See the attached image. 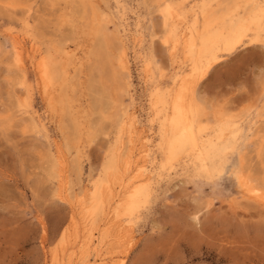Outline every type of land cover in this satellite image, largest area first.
I'll use <instances>...</instances> for the list:
<instances>
[{
  "label": "snow or ice",
  "instance_id": "6c2138e0",
  "mask_svg": "<svg viewBox=\"0 0 264 264\" xmlns=\"http://www.w3.org/2000/svg\"><path fill=\"white\" fill-rule=\"evenodd\" d=\"M70 7L95 9L96 5L0 0V98L4 91L8 94L6 114L0 117L4 154L0 158L8 160L6 165L0 164V210L15 209L28 216L37 233L49 226V215L57 208L70 207L74 216L80 211L83 217V210L72 199L83 154L78 153L70 163L30 169L36 149L46 147L45 132L32 115L27 96L13 100L17 89L26 90L19 78L21 41L35 42L39 36L68 28L76 35L102 39L108 54L101 64L89 51L86 61L91 70L87 86L95 97L93 110L99 108L97 119L88 128V139L99 142L103 137L109 146L103 163L97 165L100 176L96 183L100 185L106 173L120 171V158L125 145L131 144L137 117L144 124L145 135L151 137L144 141L147 150L141 149L142 156L137 158L143 160V166L138 162L134 169L136 194L122 205L130 226L150 216L164 186L171 188L173 183L185 193L172 205L173 215L200 232L209 223L220 227L232 219L212 221L209 210L225 199L223 188L233 178L245 199L264 209V166L254 167L248 156L252 143L259 142L264 165V0L218 4L118 0L114 5H102L103 12L93 14L84 33L80 32L82 22L67 11ZM53 46L50 41V49ZM126 52L129 61L139 53L138 83L125 62ZM41 63L46 83L55 88L63 75L61 64L53 62L51 53ZM223 64L235 68L227 92H202L206 74L210 79L213 65ZM63 79L67 84V78ZM48 111L55 113L58 106L50 102ZM39 158L42 165L49 159L44 151ZM235 206V202L229 203L228 210ZM101 210L97 204L95 213ZM259 225L264 251V212ZM157 230L154 226L153 231Z\"/></svg>",
  "mask_w": 264,
  "mask_h": 264
},
{
  "label": "rangeland",
  "instance_id": "374dc122",
  "mask_svg": "<svg viewBox=\"0 0 264 264\" xmlns=\"http://www.w3.org/2000/svg\"><path fill=\"white\" fill-rule=\"evenodd\" d=\"M56 2L70 6H82V0H56ZM117 2L118 0H87V5L94 4L96 8H87L85 16L82 15L84 7H70L67 11L82 22L80 32L84 33L90 25L93 14L103 12L102 5H114ZM190 2H195V0H190ZM205 2L218 4V2L223 3L228 0H216V3L214 0H205ZM96 40L91 36L76 35L71 28L65 31L57 29L51 36L37 37L35 42L31 39L23 40L22 44L28 54L24 59V71L20 69L19 78L25 83L26 90L17 89L13 97V100L15 97L23 100L27 96L31 112L32 110L36 111V114L32 115L36 119L39 118L42 123L40 128L45 132L43 143L46 147L36 149L37 158L34 161L29 160L30 169L35 171V168L42 170L45 167L51 168L58 162L55 155L61 158L59 163L63 164L70 163L74 157H78L77 152L83 154L80 173L72 186L73 200H75V193L82 190V187L90 189L92 185H98L95 183L96 178L100 176L97 165L103 163L104 153L109 151V146L104 142L103 137L99 142L88 139V128L97 119L99 113V108L93 110L95 97L87 86L91 70L87 67L86 62L89 51L92 52L94 60L99 59L93 52ZM50 41L54 43L51 49ZM32 48L38 50L42 56H48L51 53L53 62L61 64L62 78L55 88L53 86L48 88V95L44 94L41 81L31 64ZM73 53L77 55L76 59L80 60L77 65L71 61ZM127 54L129 55V53ZM137 55L139 53H136L129 61V71L136 76V83L139 82V70L136 67ZM82 65L83 73L81 72ZM213 68L215 70L211 71L210 79L206 74L204 79L207 80V83L201 91L224 89L226 93L231 86L229 82L235 75L234 66L223 64L220 67L213 65ZM63 77H66L68 81L65 86H63ZM57 97H62L63 103H58ZM49 101L58 106L57 112L48 111ZM7 102L8 94L4 91L3 97L0 98V117L6 114L7 110L4 108V104ZM137 111L138 109L135 112ZM29 119L31 120V117ZM137 121L145 129L144 124L139 121V117H137ZM86 142L87 147L85 148ZM41 151L46 152L49 157L43 165L39 158ZM261 151V144L254 141L248 152L249 161L254 167L264 166L261 164ZM59 153L60 155H58ZM3 155V149H0V157ZM7 163V159L0 158V164L6 165ZM90 174H92L91 179H89ZM49 187L51 186L49 185ZM189 190H191L190 187ZM184 195L185 193L179 190L175 183L171 188L165 185L164 191L161 192V199L155 204L153 213L150 216L139 218L135 225H131L130 229L125 230L128 233V237L125 235L127 238H124L125 247L119 249L121 253L127 252L122 254L127 255L125 264H140V262L142 264H169L170 261H184L187 264H264V251L261 250L259 234V221L264 209L251 200L245 199V194L238 187L235 178L223 188L222 196L228 203L225 202V199H220L214 203V210H209L212 221L218 217H232L230 222L222 224L220 227H214L209 223L205 225L204 231L200 232L177 219L173 215L172 205ZM166 197L172 199L169 200ZM232 202H235L236 206L228 210V204ZM72 217L74 215L70 207L57 208L49 215V226L37 233L28 216L19 214L15 209L7 213L0 210V264H57V262L58 264H67L70 259L68 257H72V259L76 257L75 252L71 250L76 247V244H79L83 234L82 220L78 221L77 227H73L70 221ZM78 217L80 218V215ZM99 221H102L101 217L100 220L97 219V222ZM154 226L158 228L155 232L153 231ZM112 233L116 238L114 235L116 232L108 233L109 237H107V244L103 252L116 250L114 248L117 247V244ZM61 236L64 237L63 242H61ZM169 241H173V243L169 244Z\"/></svg>",
  "mask_w": 264,
  "mask_h": 264
},
{
  "label": "bare ground",
  "instance_id": "6f19581e",
  "mask_svg": "<svg viewBox=\"0 0 264 264\" xmlns=\"http://www.w3.org/2000/svg\"><path fill=\"white\" fill-rule=\"evenodd\" d=\"M214 1L216 3V0ZM86 2L87 0H82L81 2L82 6L86 4ZM233 2H235V0ZM87 11L88 10L84 8L82 15L85 16L87 14ZM201 24L203 25V21H201ZM18 52L21 57L20 69L24 71V59L25 57H27L26 55L28 54V52L26 51L24 45L22 44V41H21V47L18 50ZM93 52L96 55V57L99 58L98 59L99 62L103 64V62L107 59L108 54H107L106 46L102 39L96 40V46ZM30 55H31V64H33L35 68L34 70H36L37 77L41 81L44 94L48 95L49 93L47 90L52 85L46 83V80L44 78V74H43L44 66L41 63V59L43 56L41 53H39L38 50H35L34 48H32ZM76 58L77 55L73 53L71 57V61H74L75 65H77L80 61ZM125 62L129 64L127 52L125 53ZM25 76L26 73L24 74V78ZM65 85L66 84L64 83L63 86ZM51 95H53V93H51ZM51 95L49 96L53 98L55 97ZM53 98H51V100H53ZM57 100L58 103H63L62 97L61 98L57 97ZM135 111L133 112L134 115L136 114ZM32 114L35 115L36 111L32 110ZM170 118L171 117H169V119ZM36 120L39 121L40 125H42L39 118ZM148 139H150V136L145 135V129L141 125H139V122L137 121L136 128L134 129L133 137L131 138V144L125 146L123 157L120 158V171L114 174L106 173L100 185H92V188L89 186L90 189L89 188L84 189V187H82L83 188L82 190H79L78 193L76 192L77 194L75 193L74 195L75 198L74 197L73 198L75 199L74 201L76 205L83 210V217L81 216V212L77 211L76 214L77 216L72 217L70 221L73 227L74 226L77 227L78 221L82 220L81 224H83V227L81 226L82 228L81 230L83 234L81 237L82 240L80 242L78 241L79 244L78 245L76 244V247L73 250H71L75 252L74 254L76 257L73 259L72 257H68L70 259L69 262L67 261L68 262L67 264H103V262L105 261L107 262V264L126 263L127 255L125 256L122 254H126L127 252L121 253L119 249L121 250V248L125 247L124 245L126 242L124 238L128 237L127 236L128 233L126 232L127 231L126 229H130L129 227L131 226L128 222V218H126L124 215L122 205L125 202L129 201V199L135 196L136 194V184H135L136 172L134 171V169L136 168L138 162L140 163L141 166H143V160L140 159L138 161L137 158L142 156L141 149L147 150V145L144 143V141ZM58 151H56V153H58ZM58 155H60V153ZM76 155L78 156V152L76 153ZM55 156H56L55 159H57L59 162L61 158L57 155ZM130 172L131 175H129ZM109 181H111V183H109ZM237 184L238 187L242 190L241 185L238 182ZM94 193L96 194L95 197H94ZM101 199H102V204H101ZM97 204H99L102 209L99 212V214L95 213V208ZM79 215L80 218L78 217ZM100 217L102 221L101 222L99 221L100 222L99 223L97 222V219L99 218L100 220ZM111 231L116 232V234H114L116 235V238L113 236V233L111 234L117 244V247L114 248L116 250L114 252L113 250L108 252H103L107 244V239H108L107 237H109L108 233ZM128 240H130V238H128ZM126 250L127 249L125 248V251Z\"/></svg>",
  "mask_w": 264,
  "mask_h": 264
}]
</instances>
